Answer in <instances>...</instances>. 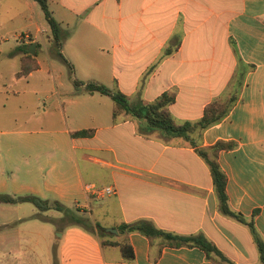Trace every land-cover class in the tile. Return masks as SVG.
Returning a JSON list of instances; mask_svg holds the SVG:
<instances>
[{"label": "crops", "instance_id": "obj_1", "mask_svg": "<svg viewBox=\"0 0 264 264\" xmlns=\"http://www.w3.org/2000/svg\"><path fill=\"white\" fill-rule=\"evenodd\" d=\"M47 6L69 30L59 52L76 78L102 82L141 102L173 89L167 107L176 121L198 118L204 104L222 93L237 69L243 70L228 112L189 136L202 147L218 139L234 142L216 152L227 203L251 216L264 241V0H47ZM0 29V93L5 100L17 98L13 120L36 123L6 137L12 148L0 139L13 166L6 180L0 177V187L7 181L24 194L73 204L75 213L91 221L101 218L103 231L115 229L99 237L76 223H57L61 213L47 215L35 207L17 217L60 228L27 263L229 264L196 245L116 229L120 222L147 219L177 234L202 233L232 264H259L247 226L218 210L207 164L193 146L158 129L138 130L124 111L112 118L108 95L74 88L68 74L63 79L60 66L49 58L54 54L50 32L36 1L0 0ZM31 41L35 67L16 76L24 53L12 49ZM79 128L92 132L69 134ZM39 139H49L50 149L41 150ZM96 174L104 176L101 186H110V193L89 192ZM122 237L131 247L130 259L122 258L117 245L100 244L101 238Z\"/></svg>", "mask_w": 264, "mask_h": 264}, {"label": "trees", "instance_id": "obj_2", "mask_svg": "<svg viewBox=\"0 0 264 264\" xmlns=\"http://www.w3.org/2000/svg\"><path fill=\"white\" fill-rule=\"evenodd\" d=\"M38 3L42 10L44 19L48 25L50 32V52L59 56V58L66 65L68 75L71 78L72 85L78 89L82 87L87 92H98L100 94H106L112 101L111 116L114 118L119 112L124 111L128 113L130 117L136 120L137 128L140 131H149L152 129H158L163 136H180L194 147L197 154L202 157L208 167V171L211 177L212 189L216 198V205L218 210L228 215L239 222L244 223L251 235V238L256 246L258 253L259 264H264V241L258 234L256 228L253 225L251 216L246 218L240 212L231 209L227 203V196L225 192V174L220 168L216 160V152L220 148H230L234 142L231 140H216L209 146L202 147L196 146L194 140L190 138L189 132L193 129L199 131L204 127L211 125L219 121L230 109L234 103L239 86L242 83L243 70L237 69L236 75L232 76L226 84L222 93L213 97L206 102L202 108L200 116L194 120H181L176 121L172 118L167 104L173 100L174 90H164L158 94L154 99L141 102L140 100H129L127 96L118 90L117 88L109 87L106 84L96 80H86L76 78L72 74V64L61 55L59 47L63 38L69 33L67 28H63L54 19L47 6V0H34ZM23 51L24 55L20 57L19 68L16 70L15 75L26 73L28 70L35 67V62L30 60L31 55L26 50V44H18L13 49ZM238 62H242L238 59ZM92 132V128H79L71 130L69 134L71 136H88ZM0 201L14 202V201H30L38 210H45L48 208H55L61 211L62 215L55 218L57 223L69 222L80 225L85 230L96 233L97 236L104 234L102 226L97 221H91L87 216H83L75 213L67 206L63 205L56 199L40 198L34 194H23L10 196L8 194L0 193ZM36 216H42L40 213L35 212ZM116 229L119 232L138 231L146 236H160L166 240L167 243L179 245H196L200 247L206 256L217 258L219 261H226L232 264L229 260L210 240H208L202 233L194 234H177L171 231L163 230L156 227L150 220L137 219L132 222H120L116 225ZM100 244H112L117 245L122 258L130 259L132 257V250L125 238L120 240L112 239H100Z\"/></svg>", "mask_w": 264, "mask_h": 264}, {"label": "rangeland", "instance_id": "obj_3", "mask_svg": "<svg viewBox=\"0 0 264 264\" xmlns=\"http://www.w3.org/2000/svg\"><path fill=\"white\" fill-rule=\"evenodd\" d=\"M3 28L9 27L6 26ZM3 31L4 29H0V32ZM9 40L13 41L11 35L9 37ZM49 58H51L52 64L54 63L60 66V70H62V77L63 79H65L66 75L68 74L66 65L56 54L50 55ZM23 95L28 96V93H25ZM3 97L4 94L0 93V139L3 140L5 148V145H9L12 148L13 141L10 138L6 137L13 135L14 130L17 128L34 127L36 123L29 120L23 121L20 118L13 120L11 116L16 114L18 109L15 102V99L17 98L9 95L7 100H5ZM1 102H4V105H2ZM38 107H41L40 101L38 103ZM25 113H29V111H26ZM38 121L42 123L44 120L40 118L39 120H37V122ZM56 121V117L52 115L51 122L54 123ZM68 125L70 126L74 124L68 121ZM37 143L41 150H44L45 147L46 149H50L49 139H39ZM4 153L5 149L0 148V177L3 180H6L10 175L9 169H12L13 174V166L11 164V161H8L4 156ZM94 169H98V166L96 164H94ZM95 177V181L97 183L95 186H101L102 183H104L103 181L105 180L104 176L96 174ZM0 193L8 194L10 196H16L24 194L25 192L24 190L16 188L11 183L6 181L5 185L0 187ZM65 206L76 212L73 204H66ZM34 210H36L35 206L30 201H0V264H29L27 263V260L30 256H32L33 250H36L37 247L42 244V241H44L45 238L55 237V234L58 232L60 227H58L57 229V227H54L51 222L47 223L44 220L29 216L23 218L17 217L20 214L26 215L32 213ZM43 213L47 215H55L62 212L55 208H48L44 210ZM96 221L103 223L101 218H96ZM45 224L48 226L50 224V226H52V229L48 230L44 228ZM103 232H106L107 234L112 233L109 230ZM113 254L116 255V253Z\"/></svg>", "mask_w": 264, "mask_h": 264}, {"label": "built area", "instance_id": "obj_4", "mask_svg": "<svg viewBox=\"0 0 264 264\" xmlns=\"http://www.w3.org/2000/svg\"><path fill=\"white\" fill-rule=\"evenodd\" d=\"M26 34V32H19L18 35L19 36H24ZM88 190L90 193L93 194H107L111 192V187L110 186H94V185H90L88 187Z\"/></svg>", "mask_w": 264, "mask_h": 264}, {"label": "water", "instance_id": "obj_5", "mask_svg": "<svg viewBox=\"0 0 264 264\" xmlns=\"http://www.w3.org/2000/svg\"><path fill=\"white\" fill-rule=\"evenodd\" d=\"M33 48H34V42L31 41V42L27 45V50H28V52L32 53V52H33ZM105 229H109V230L115 231L114 228H105Z\"/></svg>", "mask_w": 264, "mask_h": 264}]
</instances>
